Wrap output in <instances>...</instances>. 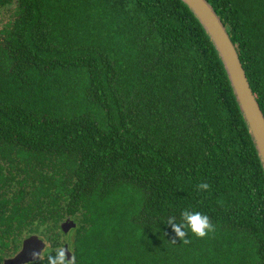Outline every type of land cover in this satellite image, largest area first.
<instances>
[{
	"label": "trees",
	"instance_id": "trees-1",
	"mask_svg": "<svg viewBox=\"0 0 264 264\" xmlns=\"http://www.w3.org/2000/svg\"><path fill=\"white\" fill-rule=\"evenodd\" d=\"M207 1L264 115V0ZM185 209L216 231L183 243ZM31 234L26 264H264L262 163L183 1L0 0V264Z\"/></svg>",
	"mask_w": 264,
	"mask_h": 264
},
{
	"label": "water",
	"instance_id": "water-1",
	"mask_svg": "<svg viewBox=\"0 0 264 264\" xmlns=\"http://www.w3.org/2000/svg\"><path fill=\"white\" fill-rule=\"evenodd\" d=\"M181 1L193 12L218 53L264 170V115L250 88L237 49L222 20L207 0ZM74 226L72 220L61 223V229L65 233ZM64 247L68 249L67 244ZM44 248L45 241L38 235L31 234L22 240L20 249L14 255L3 259L2 264H26L37 260L33 253H42ZM68 257L71 259L70 251Z\"/></svg>",
	"mask_w": 264,
	"mask_h": 264
},
{
	"label": "clouds",
	"instance_id": "clouds-1",
	"mask_svg": "<svg viewBox=\"0 0 264 264\" xmlns=\"http://www.w3.org/2000/svg\"><path fill=\"white\" fill-rule=\"evenodd\" d=\"M196 188L200 192H205L210 191L211 185L207 182H201ZM175 221L173 217L168 220V223L172 225L173 231L185 244L190 243V239H188L189 231L197 238H206L210 233L216 231L210 217L199 211L185 209L181 213V222L175 223ZM172 243H175V241H172ZM68 251L64 246L56 248L55 255L51 253L47 255V264H76V257L72 255L69 259ZM33 256L41 261L44 259L43 252H34Z\"/></svg>",
	"mask_w": 264,
	"mask_h": 264
},
{
	"label": "flooded vegetation",
	"instance_id": "flooded-vegetation-1",
	"mask_svg": "<svg viewBox=\"0 0 264 264\" xmlns=\"http://www.w3.org/2000/svg\"><path fill=\"white\" fill-rule=\"evenodd\" d=\"M21 246V245H20Z\"/></svg>",
	"mask_w": 264,
	"mask_h": 264
},
{
	"label": "rangeland",
	"instance_id": "rangeland-1",
	"mask_svg": "<svg viewBox=\"0 0 264 264\" xmlns=\"http://www.w3.org/2000/svg\"><path fill=\"white\" fill-rule=\"evenodd\" d=\"M45 241V240H44Z\"/></svg>",
	"mask_w": 264,
	"mask_h": 264
}]
</instances>
